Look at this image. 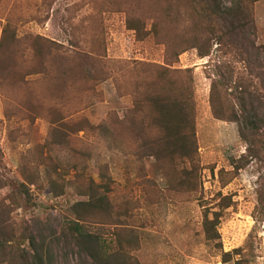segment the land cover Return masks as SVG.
Returning <instances> with one entry per match:
<instances>
[{
    "label": "rangeland",
    "instance_id": "374dc122",
    "mask_svg": "<svg viewBox=\"0 0 264 264\" xmlns=\"http://www.w3.org/2000/svg\"><path fill=\"white\" fill-rule=\"evenodd\" d=\"M217 1L221 11L233 5ZM101 2L0 0V29L9 15L19 35H41L69 50L93 52L107 75L87 93H77L68 79L58 88L55 76L42 73L15 86L0 84L1 236L14 231L27 237L8 243L24 249L30 235L44 240L50 264H92L70 227L88 208L78 203L100 199V220L80 221L78 227L101 253L120 251L128 264H234L239 255L223 262L222 253L240 247H246L245 264H264V222L257 208L263 150L249 160L238 124L215 117L210 105L212 83L224 76L241 117L254 122L264 138V0L252 6V24L232 33L223 25L227 35L209 56L200 58L190 49L173 63L193 75L200 184L190 196L168 192L157 160L140 151L131 136L136 119H127L135 80L146 77L138 64L165 65V46L153 38L137 40L126 28L125 13ZM27 102L43 113L31 111ZM50 107L62 114L65 126L51 122L45 114ZM75 120L85 126L77 133ZM23 171L38 173L42 185L28 182ZM49 177L56 179V190L45 181ZM91 180L108 188L88 187ZM223 196L232 204L220 217L219 238L206 243L204 207L216 211ZM117 227L136 230L138 249H121Z\"/></svg>",
    "mask_w": 264,
    "mask_h": 264
},
{
    "label": "trees",
    "instance_id": "16d2710c",
    "mask_svg": "<svg viewBox=\"0 0 264 264\" xmlns=\"http://www.w3.org/2000/svg\"><path fill=\"white\" fill-rule=\"evenodd\" d=\"M258 1L260 0H233L232 7L226 12L221 11L217 0L101 2L102 5L116 6V9L125 13L126 28L134 32L137 40L153 38L165 46V65L138 64L137 68L141 69L146 77L135 80L134 107L127 119H136V123L131 125V136L136 140L140 151L152 155L157 160L168 182L169 193L190 196L197 192L200 184L193 75L189 68H173V63L190 49H196L200 58L209 56L213 44H221L227 35L224 32L225 24H228V33H232L253 23L252 6ZM40 73L55 76L58 88L64 83L63 80H70V85L77 89V93L94 90L107 77L93 52L69 50L41 35L31 33L19 35L14 20L8 15L0 29L1 86H4V82L15 86L21 84L25 77ZM227 82L224 76L213 81L210 90L211 111L218 119L238 124L240 137L247 144V157L254 160L261 154V150L264 153V138L254 122L243 120L241 117L242 107L238 108L232 101ZM33 104L35 103L27 102L26 106L32 108L33 112L42 111L38 109L40 107H32ZM45 114L51 116V122L65 126L64 117L55 108H48ZM82 124L81 120L73 121L74 132L83 130L85 126ZM106 130L108 131L107 128ZM77 151L76 149V154ZM241 166L235 165V168L240 169ZM28 173L23 171L22 175L28 182L40 187L42 182L40 183L38 173L34 171ZM45 181L56 190L54 187L56 179L49 177ZM91 185L96 188L99 186L108 188V184L98 185L93 180L88 187ZM21 187L22 192L28 194L26 185L22 184ZM257 194V208L260 214L258 220L264 222V186L258 189ZM98 201L100 199L77 204L86 205L88 208L83 210V214H77L74 225L70 227L71 238L75 239L83 252L91 258L92 264H128L130 261L120 251L112 255L101 253L95 239L78 227L80 221L100 220V213L97 211ZM220 201L216 211L211 212L204 207L202 233L206 243L219 238L220 217L232 204L230 198L226 196ZM210 212L212 218L209 217ZM116 234L121 249H138L140 241L136 230L117 227ZM19 238L24 240L27 237L10 231L5 238L0 233V264H50L45 253L48 244L44 240L37 241L30 235L27 239L28 249L20 246L15 248L8 244L12 239ZM243 249L246 247L223 252L222 261H229L235 255H239L234 264H245L246 259L242 258Z\"/></svg>",
    "mask_w": 264,
    "mask_h": 264
}]
</instances>
